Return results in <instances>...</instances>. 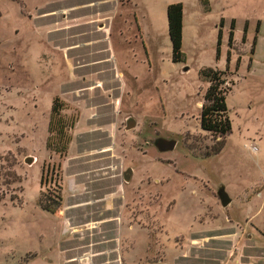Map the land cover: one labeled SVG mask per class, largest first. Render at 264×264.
Returning <instances> with one entry per match:
<instances>
[{
    "label": "rangeland",
    "instance_id": "rangeland-1",
    "mask_svg": "<svg viewBox=\"0 0 264 264\" xmlns=\"http://www.w3.org/2000/svg\"><path fill=\"white\" fill-rule=\"evenodd\" d=\"M174 3L183 5L181 63L167 31ZM228 52L231 133L213 154L218 139L199 127L208 83L198 72L225 71ZM55 97L76 120L64 157L46 148ZM160 137L174 149L159 152ZM58 164L60 181L44 170L40 184L42 167ZM59 185L58 216L38 200ZM103 197L123 218L88 224L114 215L98 216ZM91 254L264 264V0H0V264H77L69 259Z\"/></svg>",
    "mask_w": 264,
    "mask_h": 264
},
{
    "label": "trees",
    "instance_id": "trees-1",
    "mask_svg": "<svg viewBox=\"0 0 264 264\" xmlns=\"http://www.w3.org/2000/svg\"><path fill=\"white\" fill-rule=\"evenodd\" d=\"M167 28L168 37L171 43V61L173 63H181L185 61L184 53L182 52V32H183V5L181 3H174L167 7ZM222 22L217 32L216 55L215 59L219 60L220 47L222 41ZM234 20L231 21L230 31L228 33V47L233 44L234 36ZM245 40V34L243 36ZM256 39L253 40L250 53L254 52ZM229 52L227 54V66L225 71L219 69L204 67L199 70V77L208 83V87L203 95V105L199 113V127L218 139L213 147L212 153H219L224 146V139L231 133V120L228 115V108L226 104V96L230 92V87L227 86L226 72L229 64ZM240 59L236 63L239 65ZM65 109V103L55 97L52 101L50 109V117L48 121L49 136L46 140V148L52 152L57 153L60 157L66 155L68 145L71 142L70 130L74 127L76 120L67 119L62 115ZM42 167V174L40 184L43 182L44 170L47 175L49 171L54 172L57 181L61 179V164L51 167ZM59 192L56 196L49 194H42L38 200L40 208L50 214H57L61 211L62 196L61 186H58Z\"/></svg>",
    "mask_w": 264,
    "mask_h": 264
},
{
    "label": "crops",
    "instance_id": "crops-1",
    "mask_svg": "<svg viewBox=\"0 0 264 264\" xmlns=\"http://www.w3.org/2000/svg\"><path fill=\"white\" fill-rule=\"evenodd\" d=\"M97 20L100 22L101 21V23H99V28L100 27H102V28H105L106 27V25L104 24V18H97ZM107 30V29H106ZM122 35V34H121ZM106 39H107V41L108 42H110L111 41V36H110V34H107V36H106ZM109 46L111 47L110 49L113 51L114 50V48H113V46L111 45V44H109ZM68 48V47H67ZM113 57H114V62H112L113 63V65H115L116 67L118 66V68H119V66L120 65H126V63H123V59H119V60H117L116 58H115V56H114V54H113ZM110 63V62H109ZM111 63V64H112ZM84 64V63H83ZM109 66H110V64H108ZM112 66V65H111ZM127 66V65H126ZM125 66V67H126ZM101 201V202H103V203H101L99 206H98V208H99V210H98V216H101V215H103L104 214V212L106 213V212H109V211H114L115 213H114V215L112 216V217H101L99 220H95V221H90V222H88V224H92V225H94V224H96V225H99V224H104L105 222H110L111 220H117V219H119L120 221H121V219L123 218V217H121V215L119 214V213H116V210H118V208L116 207V204H114L113 202L111 203L110 201H109V197H103V198H101V199H98L97 201ZM72 206H80L81 208H83V207H85L84 206V204H82V203H77V204H74V205H72ZM123 208H125L124 207V205H121ZM89 213H85V214H82L81 215V217L80 218H82V219H84L83 217H85L86 218V215H88ZM104 216V215H103ZM80 219L78 218V217H75V224L73 225L74 226V228H78V227H80V226H82V224H83V222L81 223L80 221H79ZM87 224V223H86ZM75 229V230H76ZM77 230H79V228L77 229ZM99 253V252H98ZM102 254H97V255H93V254H91V255H77L76 257H74V258H71V259H69L70 261H74V262H77V264H106V263H108V262H112L113 260H111L110 261V259L109 258H107V257H105V256H101ZM98 256H100V257H98ZM124 259H122V255L120 254L119 256H118V258L117 259H115L113 262H115L114 264H124L122 261H123Z\"/></svg>",
    "mask_w": 264,
    "mask_h": 264
},
{
    "label": "water",
    "instance_id": "water-1",
    "mask_svg": "<svg viewBox=\"0 0 264 264\" xmlns=\"http://www.w3.org/2000/svg\"><path fill=\"white\" fill-rule=\"evenodd\" d=\"M134 125H135V122L133 120H129L127 123L126 129H130ZM154 145L159 152H167V151H171L174 149V147L176 145V141L175 140H168V139L160 137L154 141ZM25 161L30 164L33 161V158L28 157V158H26ZM130 174H131L130 169L124 174V180L126 182H128L130 180ZM217 196H218V199H219L222 207H226L230 204L231 199L229 198V196H228V194L225 191V188L223 186L220 187L219 190L217 191Z\"/></svg>",
    "mask_w": 264,
    "mask_h": 264
},
{
    "label": "built area",
    "instance_id": "built-area-1",
    "mask_svg": "<svg viewBox=\"0 0 264 264\" xmlns=\"http://www.w3.org/2000/svg\"><path fill=\"white\" fill-rule=\"evenodd\" d=\"M252 150H253V151H256V148H255V147H253V148H252Z\"/></svg>",
    "mask_w": 264,
    "mask_h": 264
}]
</instances>
